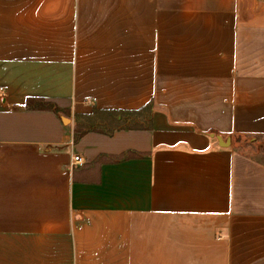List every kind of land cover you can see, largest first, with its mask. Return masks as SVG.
Segmentation results:
<instances>
[{"label":"crops","instance_id":"obj_1","mask_svg":"<svg viewBox=\"0 0 264 264\" xmlns=\"http://www.w3.org/2000/svg\"><path fill=\"white\" fill-rule=\"evenodd\" d=\"M0 86V264H264V0H0Z\"/></svg>","mask_w":264,"mask_h":264},{"label":"rangeland","instance_id":"obj_2","mask_svg":"<svg viewBox=\"0 0 264 264\" xmlns=\"http://www.w3.org/2000/svg\"><path fill=\"white\" fill-rule=\"evenodd\" d=\"M143 115V113L140 112ZM115 115L107 112H96L91 115L89 118L81 119V126L78 130L79 132H85L88 130H96V131H111L112 128L116 125ZM129 123L128 126H133L132 119L138 120L137 115L129 114L128 118ZM238 146L252 156H256L257 158L264 161V137L257 138L255 140H247L245 138L239 139Z\"/></svg>","mask_w":264,"mask_h":264},{"label":"trees","instance_id":"obj_3","mask_svg":"<svg viewBox=\"0 0 264 264\" xmlns=\"http://www.w3.org/2000/svg\"><path fill=\"white\" fill-rule=\"evenodd\" d=\"M26 107L28 109H32V108H37V109H41V110H51L54 112H58V108L55 105H52L50 103H45L44 101L38 99H28V101L26 102ZM239 139H241V137H236L235 139V143L238 145L239 144ZM247 140H250L249 138H245Z\"/></svg>","mask_w":264,"mask_h":264},{"label":"built area","instance_id":"obj_4","mask_svg":"<svg viewBox=\"0 0 264 264\" xmlns=\"http://www.w3.org/2000/svg\"><path fill=\"white\" fill-rule=\"evenodd\" d=\"M5 92V89L0 86V95H2ZM71 164L74 166H81L83 165V159L82 157L75 155L71 158Z\"/></svg>","mask_w":264,"mask_h":264}]
</instances>
